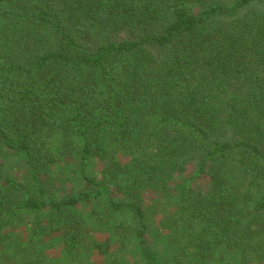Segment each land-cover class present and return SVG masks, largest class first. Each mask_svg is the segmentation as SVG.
<instances>
[{"label": "trees", "instance_id": "obj_1", "mask_svg": "<svg viewBox=\"0 0 264 264\" xmlns=\"http://www.w3.org/2000/svg\"><path fill=\"white\" fill-rule=\"evenodd\" d=\"M198 176L211 193L178 202L161 249L180 264L264 253V0H0V264L11 248L12 264H84L89 217L73 210L102 198L132 217L145 264H163L140 193L184 195ZM42 211L19 243L18 216ZM49 234L53 259L39 248Z\"/></svg>", "mask_w": 264, "mask_h": 264}, {"label": "rangeland", "instance_id": "obj_2", "mask_svg": "<svg viewBox=\"0 0 264 264\" xmlns=\"http://www.w3.org/2000/svg\"><path fill=\"white\" fill-rule=\"evenodd\" d=\"M221 2H231L233 0H219ZM4 159L7 160V166L12 169V173L21 180L25 179L27 173L23 164L13 156L5 155V150L2 151ZM127 158L121 156V161L125 162ZM69 163L64 166L58 167V172H63ZM103 165V163H102ZM101 168V163H95L93 170ZM195 163L186 165L185 173L182 178H176L172 181V186L175 183H185L189 177L193 176L196 169ZM67 171V172H68ZM66 175L58 173L53 178V184L58 188V192H62L64 189ZM188 190L183 195L182 192H170L163 195V192L158 188H146L142 190L141 201L142 205L146 208V218L149 230L153 233L152 237L148 235V242L151 248L156 252L157 256L163 261V264H180L186 257L172 255L173 250H169L167 253L161 249L160 245L156 242L157 234H163L167 236L169 233L176 231L177 227V214L180 207L177 205L180 203H187L193 205L197 193L210 194L211 184L207 176H198L191 180L187 184ZM179 202V203H178ZM106 201L104 198L100 200H91L84 205L78 206L73 210V213L88 215L87 226L83 228L81 233L80 243L85 248L88 258L84 259V264H145V262L139 256L136 249L137 242L131 235L130 231L135 226L132 217L129 214H112L106 208ZM178 207H177V206ZM177 207V208H176ZM264 216V215H263ZM47 217V211L22 213L16 219L13 227L14 236L18 239L19 243L24 240L25 233L31 228L38 227L37 222L44 221ZM177 217V218H176ZM154 229L156 232H154ZM128 232L129 234L123 239V234ZM156 234V235H155ZM167 234V235H166ZM110 236L113 240L109 239ZM26 236V241L28 240ZM43 244H40L39 248L42 249L47 246L45 252L46 257L53 259L58 257L59 252L62 249L60 238L57 234H49L45 236ZM264 246V242H263ZM15 248H11V254L9 255V261L7 264H12L13 259L20 258V254L14 252ZM14 252V253H13ZM173 256V257H172ZM227 257L219 255L217 259L220 264H233L234 258L231 256V262H225ZM254 260L248 262V264H264V253L259 256L252 257ZM235 264V263H234Z\"/></svg>", "mask_w": 264, "mask_h": 264}]
</instances>
